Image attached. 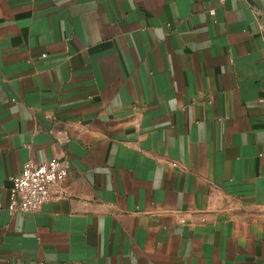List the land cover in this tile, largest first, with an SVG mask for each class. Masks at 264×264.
<instances>
[{
  "label": "crops",
  "instance_id": "obj_1",
  "mask_svg": "<svg viewBox=\"0 0 264 264\" xmlns=\"http://www.w3.org/2000/svg\"><path fill=\"white\" fill-rule=\"evenodd\" d=\"M0 264H264V0H0Z\"/></svg>",
  "mask_w": 264,
  "mask_h": 264
},
{
  "label": "built area",
  "instance_id": "obj_2",
  "mask_svg": "<svg viewBox=\"0 0 264 264\" xmlns=\"http://www.w3.org/2000/svg\"><path fill=\"white\" fill-rule=\"evenodd\" d=\"M226 1L232 0H219L221 3ZM211 13L215 11L211 10ZM71 167L72 161L69 158H54L43 162L27 160L21 172L10 178L12 185L8 211L11 214L32 212L47 202L67 198L65 183Z\"/></svg>",
  "mask_w": 264,
  "mask_h": 264
}]
</instances>
